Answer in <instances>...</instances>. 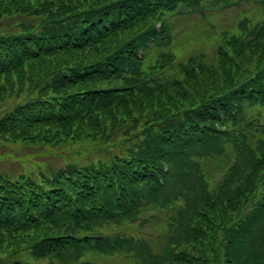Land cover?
I'll return each instance as SVG.
<instances>
[{
  "label": "trees",
  "instance_id": "1",
  "mask_svg": "<svg viewBox=\"0 0 264 264\" xmlns=\"http://www.w3.org/2000/svg\"><path fill=\"white\" fill-rule=\"evenodd\" d=\"M240 1L0 0V138L88 159L0 172V264H264V16L171 23Z\"/></svg>",
  "mask_w": 264,
  "mask_h": 264
},
{
  "label": "rangeland",
  "instance_id": "2",
  "mask_svg": "<svg viewBox=\"0 0 264 264\" xmlns=\"http://www.w3.org/2000/svg\"><path fill=\"white\" fill-rule=\"evenodd\" d=\"M203 12L193 14L174 15L171 18V23L178 30L176 39L191 37L206 33L209 31L210 39L199 38V40H191L189 45H182L175 51V57L178 61H183L190 55L202 54L204 58H213V50L216 40L213 38L212 32L214 31H229L233 32L235 29L236 21L246 16L247 26H252L254 23L261 20L264 16V4L261 0H242L230 8H225L217 11H209L207 8ZM188 37V38H189ZM10 99L6 102L0 103V116H2L4 108H6ZM107 144L106 146H108ZM81 145L67 146L62 148L44 147L41 145L28 146L26 143H10L0 138V172L7 173L12 170L23 171L41 168L46 169L44 166L53 165L59 161L67 162L70 159H78L75 162L85 164L88 160L85 151ZM47 162V164L45 163ZM156 222L155 220L152 221ZM141 224V222H140ZM145 223L134 229L137 239H142L153 243L158 239V231L154 228V224L150 225ZM139 235V236H138ZM39 264H44L40 261ZM119 260L114 261L113 264H119Z\"/></svg>",
  "mask_w": 264,
  "mask_h": 264
}]
</instances>
